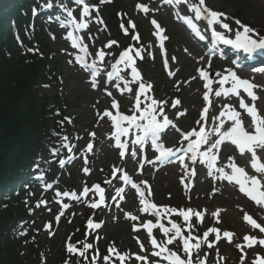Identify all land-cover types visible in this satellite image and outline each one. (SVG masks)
<instances>
[{"label": "rangeland", "instance_id": "obj_1", "mask_svg": "<svg viewBox=\"0 0 264 264\" xmlns=\"http://www.w3.org/2000/svg\"><path fill=\"white\" fill-rule=\"evenodd\" d=\"M107 4H109L108 10L116 16V21L109 24V18L105 15L102 16L105 19V25L100 24L101 27H98L96 24H93L92 27L95 29L97 36L95 37L97 40L95 41V45L97 47L98 45L104 46L112 37L113 40L117 41V44L110 48L111 55H109L108 59L115 52V55H117L118 50H125L130 46L133 48L144 46L146 52L145 59H137V67L141 71L144 81L150 82L153 85L150 95L157 100L167 101L165 110L172 115L175 121L180 122L181 130L197 128L196 121L199 118L200 107L203 105L200 98V88L202 90V87L197 76V70L202 65V61L199 58L203 56V53L199 49L200 46H197L182 32L179 23L174 20L173 11H171L173 9L162 2L157 4L154 0H112L111 3ZM137 4L147 5L152 11L153 17L148 18L144 14H141L140 10L136 7ZM206 4L215 11L226 13L228 16H233L234 18H240L242 23H250L259 30H262L264 35L263 0H206ZM118 13L126 14L123 17L126 27L128 26V19H131L135 23V29L130 30L127 35L124 34L119 26L121 16H118ZM152 19L158 21L161 27L166 30L165 34L168 37L166 55L170 63V71L175 73L174 76H170L168 74L169 71L163 67L161 59L162 51L157 46L158 42L153 35L154 27L151 24ZM55 32L56 36L54 39L52 37L49 38L46 33L45 38L49 41L51 51L57 53V61L60 63V78L62 80L60 91L64 92V95H71L70 101L73 103V108L70 110L68 117L71 118L72 123L77 124L80 130L78 131V134L80 133L78 135L79 143L74 148H78V152L81 154L80 157L84 154L89 160L85 164L84 157L83 159L80 158V160L76 158L77 162L67 166L66 170L61 174L60 179L62 184L58 185V189L63 191L74 188L73 191L81 195L83 188L85 186L91 188L92 183H100L103 186V184H107L105 181H110L111 179L119 182V171L114 176L113 169H120L124 165L129 166L141 182H147V187L143 184L146 194L152 201L158 203L159 207L192 208L195 211L206 214L205 224L211 223L213 226L223 229V231L229 230L235 232L236 239L233 244L222 243L210 254L203 256L199 255V253L200 259L206 256L208 264H241V257L244 256L243 264H252L254 255L263 251L259 248V245L251 249L245 248L243 252L236 248L235 245L243 244V236L246 234H258V237L260 234L258 230H254V233H252L253 230L246 226L243 215L247 211L238 208L236 203L238 197L235 196L227 199L225 196H213L209 191L213 189L207 187L205 184L201 185L199 192L188 193L179 183L180 175H175V172L171 169L157 173L153 166L147 167L149 163L142 162L140 157H136V159L129 157L126 161H123L119 157L118 151L113 148L110 142L111 120L108 117L98 119L97 113L99 112L102 115L105 110L113 112L114 109L111 107L113 98L118 101L121 109L131 112L130 109H132L135 103V93L138 85H131L132 92H125L123 95L114 87H107L104 83H100L98 89L94 90L89 82L90 79L87 72L81 70L75 63H69L70 60L74 62L73 55L76 53L73 51L70 42L62 36L58 28H56ZM136 33L139 34V41L142 40V42L132 38ZM144 43L145 45H143ZM173 56L176 58L175 61L172 60ZM203 65H208V61H205ZM125 77L130 78L127 75ZM193 77L196 78L193 79ZM196 82L199 86L195 85ZM106 87L108 91L112 92L111 97L107 95L105 91ZM40 91L46 96H52L53 94L51 89L41 88ZM197 92L199 93L198 97L195 96ZM175 98L182 100V107H180L179 111L186 110V114L179 118H177V112H174L171 107ZM93 132L95 133L94 138L89 135V133ZM175 134L177 135V133H173L170 136L174 137L176 136ZM90 141L94 144L95 148L91 153L85 152L84 149ZM141 164H143L142 168ZM85 167L90 170L88 174H85L83 171ZM69 181L72 183L71 188H69ZM148 187L151 189V195L148 194ZM58 189L56 188L55 190ZM40 191L38 190L37 193ZM82 197L80 196V199ZM99 199V194L92 192L87 199L78 201L75 205L70 204L68 211L62 210L61 205H56L54 207L56 214L59 215L63 211V215L60 217L62 222L58 225L56 231L50 230L52 232L51 235L49 234L50 231L44 232L46 230L43 231V228L49 224V221L52 222L54 217L48 212L43 213L39 217L36 224L37 228L36 226L33 227L36 228L33 233L40 240V244L47 246L48 260L55 261L56 258L61 259L63 251L70 257V254L66 251L68 239L81 227L82 221L87 219L86 215L92 209L90 204L99 201ZM125 200L120 207L111 204L106 207L110 211L107 217L108 223L106 221L102 222V227L97 232L100 236L101 250L103 249L104 252H107L106 255H109L108 249L114 246L121 254H127L128 259L124 264H145L144 261H137L135 259L136 255L146 256L148 264H151L154 260H160L159 257L151 255L154 249L147 232L133 231V225L140 224L145 219V216L139 210L141 208L139 201L130 195H127ZM217 210H219V223H217V217L212 215ZM126 213H131L139 217V219L135 221L127 219ZM163 216L167 224H170L169 221H171L181 225L184 228V234L187 235L189 229L182 217L174 214H165ZM195 218L192 217L188 222L193 225L191 229L192 235L197 234L199 229L204 231L202 226L195 221ZM40 230H42L41 234H39ZM153 235L158 241L166 239L157 230L153 231ZM137 238H139L140 243L144 246L143 251L137 243ZM54 242L57 245L55 248H53ZM168 247L186 259L182 250L183 245L179 241L168 245ZM106 255H103L102 259L97 260V264H105L103 257ZM113 262L114 264H120L114 255L109 264H113ZM194 262L196 263L198 260ZM161 264H167V262L161 261Z\"/></svg>", "mask_w": 264, "mask_h": 264}, {"label": "snow or ice", "instance_id": "obj_2", "mask_svg": "<svg viewBox=\"0 0 264 264\" xmlns=\"http://www.w3.org/2000/svg\"><path fill=\"white\" fill-rule=\"evenodd\" d=\"M73 7H68L66 3H60L57 0L55 6L60 9V14L55 17V20L59 23L60 27L67 28L68 31L65 34V39L68 40L73 49L77 50V54H74L75 63L79 64L82 69L89 73L90 84L93 89H97L99 87L98 77L101 75V65L104 62V59L107 55H111L104 51L103 49L98 50L95 54V59L89 63L87 57L90 55L88 51V45L84 43L82 32L86 31L89 27V24L92 22V13H99V7L97 5H92L88 2V0H71ZM100 4L111 3L112 0H99ZM164 4H167L175 9L174 15L180 21H182L185 25H187L196 35L200 37V39H204L203 34L200 31V25L197 23L199 21H204L205 26L208 28H212L211 36H212V46L209 48V54H216L213 49H215L217 43H223L224 45H230L232 48L237 50H243L245 53L250 54L249 58H251L252 53H256L258 50H264V35H261L255 28L242 23L239 19L234 17H229L226 13L215 11L209 8L206 4V0H163ZM186 5L188 12L191 15H182L179 11L180 5ZM43 8L51 9L54 7L53 0H47L46 3L42 5ZM137 9L143 11L147 14L150 9L147 5L137 4ZM80 9L79 19L74 15L76 9ZM37 14V10L33 9V15ZM118 16H121L120 28L123 30L124 34H129L130 30L135 29V23L131 20H127V27L125 26L123 17L126 14L118 13ZM50 20L53 17H49ZM228 20H232L237 28L234 30L227 22ZM95 22L98 24H104V21L97 15L95 18ZM151 24L154 27L153 35L160 42V48L162 53H165L164 66L168 68V59L166 57V52L164 48V42L168 39L166 30L161 27V25L155 19L151 20ZM215 26H219V28L224 31H216ZM106 27V26H105ZM235 38H227L225 32H233ZM55 37L53 36V39ZM92 38L91 36L89 37ZM134 40L139 41V34L136 33L132 37ZM117 44V41L110 40L107 44L104 45V48H111L113 45ZM29 51L35 52L38 49H29ZM187 51V49H185ZM143 49L141 48H133L129 47L123 50L118 59L114 64L111 65L112 71L107 73L106 85L115 80V83L112 84L121 95L125 92L131 93L132 87L131 85H138L136 93H135V103L130 109L131 115L124 114L119 111V103L113 98L111 107L115 109V114L112 111L105 110L101 115L99 112L97 113L98 119H103L104 117H108L113 124L114 131L111 134L110 138H114V146L119 149V156L123 159L126 154L129 153V144L125 139L122 141V137H128L130 130H139L138 135L135 136V139L132 140L133 145L143 146L149 139L151 138V146L159 153L155 157V160H147V163L163 164L165 161H170L171 157L175 155V151L172 148H165L161 140L162 134L168 129L170 126L173 127L176 132L182 137L183 141H187V146L184 148L177 149V151H181L184 153L181 156L180 163L185 171V178L187 177H195L196 170L195 165L199 160L200 163H206L208 168V175L212 176L214 180L217 181H226L230 185L238 186V190L248 199L253 201L257 206L264 208V159H262L258 155V151L264 152V115L260 114L259 110L256 107V101L259 99L257 96L255 89L260 87L252 83L248 79L241 78L237 72L232 68H226L223 73L216 72L215 75L219 77L216 83L219 84V88L215 90L214 95L216 97H229L236 96L240 97L239 107L247 113L248 116L251 117V124L249 125L252 128V131H249L245 128L244 122L241 118V113L237 111L232 105L225 104L223 106V110L219 113L218 116L212 117V121L214 123V127H206L208 125V112L209 107L212 104L210 100V95L213 94V80L210 78V73L207 69L200 68L198 69L199 78L205 81L204 88L207 91L203 94V100L205 101V107L203 108L200 119L196 121V124L199 125L198 130L196 128L191 129L190 131L184 132L177 125L173 123L172 120L169 119L168 115L165 113V105L167 101L157 100L152 95H150L153 85L150 82L144 81L141 71L137 67V59L142 60L143 57ZM220 58H226L223 52L219 53ZM175 57H172V60L175 61ZM203 60L204 57L201 56L199 58ZM69 63H73L72 60ZM232 63L239 67V63L236 60H233ZM122 66V67H121ZM208 66L211 67V59L208 61ZM254 71L264 73V66L255 68ZM122 72H127L126 78L125 75H122ZM170 76H174L175 73L169 71ZM196 77H193L195 79ZM228 85V87H225ZM47 86V85H46ZM105 91L108 96H112V92L105 88ZM244 93L247 98L251 100V104L245 102L244 97L241 95ZM143 97V99H141ZM181 104V101L177 98L175 99L171 107L173 109L177 108ZM143 105V107H142ZM186 114V110L177 112V118ZM225 118V119H222ZM65 120L68 123H71V118L65 117ZM231 121V126L225 129V121ZM64 121H60L63 124ZM56 134V133H54ZM91 137H95V133H89ZM215 136L216 139L212 140V137ZM195 139H192V138ZM62 143L58 147H54L50 149L51 155L55 158L59 155L60 149L64 148L72 152L74 145L70 144L67 136H63ZM79 139V137H77ZM225 142H230L234 145L240 155H244L245 153H250L251 161L250 166L254 170L257 175H250L245 171L244 167H240L235 163L233 157H229V162L222 167H217V160L219 158V152L221 146ZM202 146L204 150L202 151ZM93 150V143L90 141L86 148L85 152H91ZM133 157L137 155V150L135 148L132 149L130 153ZM185 157L188 158L192 167H189L188 163H185ZM74 157L69 156L67 159H60L58 161L61 168H63L67 163H70ZM145 159H147L145 157ZM85 164L88 163L87 156L84 157ZM47 163H51L48 161ZM39 168V162L35 165ZM143 164H141V168ZM226 168L230 169L227 171ZM83 171L87 174L90 170L85 167ZM120 171L119 169H113V175L115 176L116 172ZM43 178V173H41V179ZM185 178H182L181 182H185ZM123 181L126 184H131L132 188L136 189L137 194L140 197L139 203L142 207L139 209L141 212L149 213L153 217L160 218L163 215H176L178 217H182L185 222L187 228L189 229L187 235L184 234V228L177 223H173L169 221L171 227H165L163 223L159 222V219L156 223H153L152 220H148L146 222L142 221L139 226L133 225V231H139L140 228L146 229L147 235L150 238L151 245L153 247V251L151 255L153 257H159L160 260H154L151 264H161V261H166L167 264H194L193 255L197 254V260L199 264H206L207 257L200 259L198 256V252L201 249L202 244H206L208 248H213L216 243H218L222 236L220 229L216 227H212L207 229L203 233L202 237H196L192 235L191 229L193 225L188 223L192 217L198 218L201 222H203L204 213L195 211L192 208H170L168 206L158 207L155 203H150L145 198V193L142 191L136 183H134L131 177L127 174H124L122 177ZM105 183H111L110 181H105ZM147 187V182H142ZM191 186L189 183L185 184L186 190ZM46 187H51V185H46ZM148 194L151 195L150 187L147 188ZM92 191L96 194H99V201L92 202L90 207L93 209L100 207L104 203V189L99 185L95 184L91 188L85 186L83 188L82 196H87L88 193ZM214 191H219V188L214 189ZM123 193V189H118V194ZM57 197H69L72 199H80L79 196L76 195L75 192L69 193L65 191L63 193L57 192ZM41 203H47L46 201H41ZM39 206V205H37ZM69 205L61 203V208L66 209ZM63 215V211L59 215H57L56 220L59 221L60 217ZM217 217V223H219V210L212 214ZM127 219L130 220H138L139 217L132 215L131 213L125 214ZM243 220L250 225L252 230H258L261 234L259 237L252 234H246L243 236V244H236L235 247L240 249L242 252L247 249H251L257 245L264 248V225L258 223L256 219H254L247 212L243 215ZM89 229L95 230L101 227L100 223H94L91 219L88 220L87 224ZM46 229L50 230L52 225L49 223L46 226ZM159 229L165 240L158 241L153 235V229ZM215 234L214 241H209L208 237L210 234ZM50 235L52 232L50 231ZM234 233L231 231H224L223 238L227 239L228 243H232ZM99 239V237H97ZM179 241L183 245V252L186 256L182 258L176 251H173L168 247V245H172L174 242ZM193 241H196L193 243ZM137 243L140 245L141 250L143 251L144 246L140 243L139 238H137ZM93 245L91 243H84L82 248H77L76 245L72 243L66 244V251L70 255H78L79 257H83L86 264H97V260L99 258V251L96 250V253L92 256L91 261L88 259V250L92 249ZM109 255L103 257L105 264H109L112 256L114 255L116 260L120 262V264H124V262L128 259L127 254H121L118 252L115 247H110L108 249ZM244 256L241 257V264H243ZM135 259L137 261H144L145 264H148V258L143 255H136ZM65 264H69V261H66ZM114 264V262H113ZM252 264H264V254L256 253L255 259Z\"/></svg>", "mask_w": 264, "mask_h": 264}, {"label": "trees", "instance_id": "obj_3", "mask_svg": "<svg viewBox=\"0 0 264 264\" xmlns=\"http://www.w3.org/2000/svg\"><path fill=\"white\" fill-rule=\"evenodd\" d=\"M46 2L0 0V264H86L83 257H68L65 251L61 259L48 260L47 246L17 222H29L38 213L40 197L29 186L35 177L32 168L39 162L38 169H44L41 162L51 160L50 149L58 147L63 136L69 139L79 131L76 123L65 120L73 103L71 95L60 91V63L43 30L48 22L42 14L33 15V9L39 11ZM16 33L22 37L21 45L14 40ZM41 88L51 89L52 96L42 94ZM87 221L69 241L78 248L94 239L85 228Z\"/></svg>", "mask_w": 264, "mask_h": 264}, {"label": "bare ground", "instance_id": "obj_4", "mask_svg": "<svg viewBox=\"0 0 264 264\" xmlns=\"http://www.w3.org/2000/svg\"><path fill=\"white\" fill-rule=\"evenodd\" d=\"M254 79L260 85V87L257 88V92L259 93L258 95L260 97H259V99L256 102H258V104H259V108H260L261 114L264 115V89L262 88L264 86V75L256 76V77H254ZM195 96L197 97L198 93H196ZM224 149H225L224 150L225 152H229L228 148L224 147ZM205 181H207V180H205ZM220 187H222L221 190L224 191L225 193H229L232 196H235L234 193L230 192V190H229L230 187L225 188V186H223V185H220ZM248 202L249 201L245 200V198L238 199V205L239 206L241 205V206L244 207V203L245 204L247 203V205L245 206L246 209L255 211L258 216L262 215V212H264V211H263V209L261 207H258L256 205H250Z\"/></svg>", "mask_w": 264, "mask_h": 264}]
</instances>
